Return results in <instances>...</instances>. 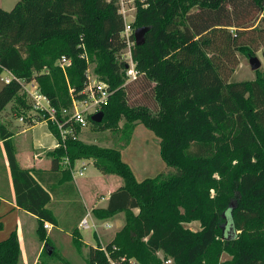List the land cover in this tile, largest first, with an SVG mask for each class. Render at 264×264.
<instances>
[{"label": "trees", "instance_id": "16d2710c", "mask_svg": "<svg viewBox=\"0 0 264 264\" xmlns=\"http://www.w3.org/2000/svg\"><path fill=\"white\" fill-rule=\"evenodd\" d=\"M136 10L139 27L148 29L144 43L131 46L138 75L126 82L120 0H19L8 11L0 7V74L35 79L60 109L71 104L70 88L79 97L88 63L95 62L93 72L111 93L100 108L101 122H90L126 136L143 124L159 139L160 156L173 168L138 180L119 149L70 138L52 150L50 171L58 173V183L72 178L60 166L64 155L71 164L91 159L100 173L122 180L94 213L100 219L127 213L122 227L127 247L108 243L107 256L98 242L89 245L88 263L153 264L160 251L170 264H200L204 258L209 264H264V231L256 227L244 237L236 232L249 223L264 226V77L257 69L254 80L229 81L236 51L253 56L251 46L259 39L264 58V0H143ZM62 56L70 59L65 71L57 64ZM141 82L148 100L132 102V89ZM9 103L17 117L31 107L15 80L0 89V113ZM47 124L58 139L56 126ZM11 135L0 123L15 203L36 217L37 236L44 239V222L57 226L48 208L51 190L44 172L18 165ZM228 212L223 242L220 221ZM193 220L200 223L197 231L183 226ZM71 233L82 246L77 230ZM224 253L229 258L222 260ZM19 255L12 231L0 241V264H18Z\"/></svg>", "mask_w": 264, "mask_h": 264}, {"label": "rangeland", "instance_id": "374dc122", "mask_svg": "<svg viewBox=\"0 0 264 264\" xmlns=\"http://www.w3.org/2000/svg\"><path fill=\"white\" fill-rule=\"evenodd\" d=\"M17 1L19 0H0V3L8 7L6 8V10L8 11L15 5ZM138 1L142 2L143 0H120V11L123 15L125 25L131 28L130 32L133 35L134 31L140 26L136 10L137 4L139 3ZM258 25H260V23H258ZM230 32L232 31L230 30ZM251 48L253 50V56H257L261 61V66L258 70L260 75L264 77L262 40L258 39L253 42ZM126 53L127 51L123 50L120 57H126ZM250 56L251 54L247 50L235 52L237 64L229 77V81H250L254 80L257 77V70H252L249 64ZM95 64V62L91 63L90 61L88 63L90 74L93 76H96V74L93 72ZM7 75L8 74L5 71H2L0 74V76L2 77H5ZM125 81L127 82L128 80H126L125 78ZM4 84L5 83L0 79V89ZM145 86V83L141 82L132 89V93L130 94V99L132 102H135L136 100H148V89H144ZM11 106L12 104L9 103L3 110V113H1L0 123H3L4 121L7 126L10 127L12 125L13 127H15L19 123V121L17 115H15L12 110H10ZM90 116L91 114L87 116L88 125L81 129L80 133L78 134V140L85 144H95L101 147L119 149L121 151L122 159L130 165L138 180H142L146 177H154L158 173H167L173 170L172 167H169L164 163L160 156L159 139L143 124L138 123L132 130L130 136H126L121 132H117L116 130L97 129V127L93 126V124L90 122ZM122 123L123 121L121 120L119 122V126H122ZM38 129L39 132L37 139L40 145H43L45 148H47L53 143H56V138L53 137L51 133H49L48 124L46 121H42V123L39 124ZM11 132V134L13 135V132L15 131L13 130ZM16 138V135L14 136V138L12 137L13 146L15 144ZM22 149L23 147H21L20 150L16 153L19 166L24 164L21 155ZM53 149L45 150L42 155L47 159L52 158ZM81 162L85 163V169L83 170L84 174L82 176H79L77 174V170L81 166ZM60 164L61 167L64 168V165L62 163ZM73 166L75 171L74 176L71 174L73 180H77L79 182L83 180H90V183L92 184L90 188H82L83 194L86 195L84 197H86V205L89 210L85 211V214L82 217L87 214L89 215L88 222L90 224V228H81L79 226V222L81 219L74 225V220L72 221V219L77 213L75 208L71 209L68 205L69 201L65 200L64 198H61L59 196L55 197L49 209L52 210L55 216L58 218L60 227L53 229V231H51L49 235H47V230L45 229L46 235L44 239H40L37 236L35 230V238L34 240H32L34 250L29 253L28 262H26V264H89L87 260L89 245L96 246L98 242L100 245L105 246L108 243L115 242L118 247H127V235L125 234L126 232H122V227L125 223L127 213L119 212L109 218L100 219L96 217L94 209L91 208V206L95 208L104 206L106 203V198L108 197L110 191L122 183L121 178L116 175L100 173L94 167L91 159H77V161L74 162ZM210 193L212 196L216 195V192H214L213 190H211ZM230 203L232 207H234L237 204V199H235L234 197L233 199H231ZM137 211V209H133L131 211V214H136ZM222 214L223 217L220 221V231L218 234V238L220 241L224 242L225 239L222 237V234H224V237H227L229 212ZM23 220L25 221L24 218ZM34 221H36V224H34L37 227V220ZM34 221L33 219H30L29 223ZM92 223H96L97 231H95ZM105 224H107V227ZM67 225H72L70 227V230H68ZM31 226H33V223H31ZM183 226L194 231L199 230L201 227L199 221L197 220L184 222ZM256 227L261 232L264 231V226L262 223H249L245 226V229H237L236 232L238 234V237H244L246 235V230H253V228ZM73 229H76L77 232L80 233L79 235H81L84 243L87 244L86 247L83 246V244L82 246L78 247L76 240L73 239V236L70 235V237L68 234H66H72L71 230ZM12 231H14L16 234L21 250L25 249V243L31 241L27 239L29 234L28 232H22L21 230L19 231V233L16 232L17 226L14 223L11 224L8 232L0 233V241L7 238ZM44 244H46V246H44ZM48 249H51L52 253H49ZM152 257L154 259L153 264H170L166 262L164 254L160 251ZM226 258H229L228 253H224L221 259L223 260ZM131 260H133V262H136L134 258ZM18 264H25L24 262H22L21 254L19 255ZM200 264H209V261L204 258V260Z\"/></svg>", "mask_w": 264, "mask_h": 264}, {"label": "crops", "instance_id": "0c3cea01", "mask_svg": "<svg viewBox=\"0 0 264 264\" xmlns=\"http://www.w3.org/2000/svg\"><path fill=\"white\" fill-rule=\"evenodd\" d=\"M0 7L5 9V10H6V8H8L4 5H2V3H0ZM230 30L233 31L232 28H230ZM1 113H3V111ZM1 113H0V115H1ZM18 121H19V119H18ZM19 123L15 127H13L12 125L9 127L3 121V124L7 127V129L10 132L13 130L15 131V132H13L14 134L11 135V137L14 138L15 135L17 136V138L15 140V144H14L15 156H16V153L20 150V148L23 147V149L21 150V155H22V161L24 164L21 165L20 167L24 168V169H34V170H38L41 173L42 172L45 173V174H43L44 179H47V181L45 183L47 184V188H49L51 190V202H50L48 208H50V205L53 202V199L57 196L64 198L65 200L69 201L68 202L69 207L71 209L75 208V210L77 212L75 217L72 219V221L74 220V225H75V223H78L79 220L82 218V216L85 214V211L88 210V207L86 205V202H87L86 197H84L86 195L83 194L82 188H84V189L86 187L90 188L92 186V184L90 183V180H83V181L79 182V181L73 180L71 178V182L58 183V179L60 178V176L58 175V173H51V171H50L51 158L47 159L45 156L42 155L45 150L53 149L54 147H56L57 140H56L55 144L53 143L52 145L45 148L43 145H40L38 143V139H37L38 138V132H39L38 127H39V124L42 123V121L36 122V123H23V122L19 121ZM48 130H49V128H48ZM49 133H51L50 130H49ZM51 135L53 137H55L52 133H51ZM16 159H17V157H16ZM17 162H18V160H17ZM92 163H93V161H92ZM60 166H61V164H60ZM120 185H118L117 187H119ZM117 187L113 188L110 191V193L113 192ZM108 197H109V195H108ZM108 197L106 198L105 205L101 206V207L106 206L107 201H108ZM91 208L95 209V207H93V206H91ZM96 208H98V207H96ZM52 213L54 214L53 211H52ZM82 213H84V214H82ZM54 216H55V214H54ZM23 218L25 219V221L23 220ZM29 218L31 220L33 219V221L37 220L33 214L18 208L16 203H15V196H14L12 182H11L10 170H9L8 162L6 159V154H5L3 144L0 141V223L2 225V227L0 229V233L8 232L9 228L11 227V224H13V223L16 224V226H17L16 232L19 233L20 230L22 232H28L29 236L27 239H29L31 241L25 243L26 244L25 249L21 250V248H20V254H21L22 262H24L25 264H26V262H28L29 253H31L34 250L32 240H34V238H35V230H36V226H35L36 221L29 223V220H30ZM56 219H57V226H53V224L48 222L50 224V228L46 229L47 235H49L50 232L53 231V229L60 227L59 226V220L57 217H56ZM2 222H3V224H2ZM31 223H33V226H31ZM71 226L67 225L68 230H70ZM66 234H68L69 236L72 235L70 233H66ZM80 237H81V235H80ZM81 240L83 242V246L86 247L87 244L84 243L82 237H81ZM44 246H46V244H44Z\"/></svg>", "mask_w": 264, "mask_h": 264}, {"label": "built area", "instance_id": "2783aa9c", "mask_svg": "<svg viewBox=\"0 0 264 264\" xmlns=\"http://www.w3.org/2000/svg\"><path fill=\"white\" fill-rule=\"evenodd\" d=\"M130 27L125 25L122 31V36L127 41V51L126 57L123 56L122 60H124L127 64L125 67V75L126 80L132 81L137 75V69L135 67V62L133 61L131 46L134 45V40H130ZM81 57L87 61V55L85 53L81 54ZM58 66L65 71L66 68L70 65V59L62 56L57 61ZM7 76L2 77L0 79L4 83H9L12 80H15L21 86L22 92L25 93L27 99L30 102V109L27 111L26 115H21L18 117L20 122L23 123H36L40 121H46L53 123L58 130V139L56 147L62 145L65 147V142L68 139H77L78 133L76 132V127L82 128L88 125L87 116L89 114H94L98 110H100L101 106L106 103L108 95L111 93L109 86L99 80L96 76L90 74L89 68L86 69V82L83 89L78 93L79 97L72 94V89L69 91L71 93V104L68 107H63L58 109L54 105H52L49 97L40 91L39 85L35 79L26 81L17 78L11 72L6 71ZM76 161V160H75ZM60 163L64 165V169H68L69 172L74 176V162L71 164L67 155H64L60 159ZM81 166L77 170V174L82 176L83 170L85 169V163L81 162ZM89 215H85L81 218L79 222V226L87 229L90 228V224L88 222ZM107 227V224H105ZM95 231H97L96 223H92ZM43 227L45 229L50 228V224L48 222H44ZM100 249L104 251V253L108 256V251L105 246L100 245ZM167 263H170L171 260H166ZM114 264V262H112Z\"/></svg>", "mask_w": 264, "mask_h": 264}, {"label": "water", "instance_id": "95a60500", "mask_svg": "<svg viewBox=\"0 0 264 264\" xmlns=\"http://www.w3.org/2000/svg\"><path fill=\"white\" fill-rule=\"evenodd\" d=\"M147 27L145 26H141L138 27L135 31H134V43L135 45H142L145 41V33L147 31ZM249 64L252 70H257L260 68L261 66V61L259 60V58L257 56H250L249 57ZM91 120L95 123H99L101 122L102 118H103V112L101 110L95 112L94 114L91 115ZM48 252H51V249H48Z\"/></svg>", "mask_w": 264, "mask_h": 264}]
</instances>
